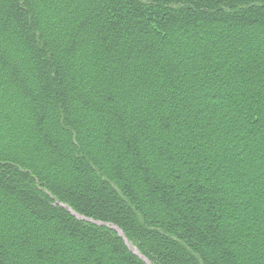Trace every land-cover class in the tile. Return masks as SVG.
I'll list each match as a JSON object with an SVG mask.
<instances>
[{
	"label": "trees",
	"instance_id": "1",
	"mask_svg": "<svg viewBox=\"0 0 264 264\" xmlns=\"http://www.w3.org/2000/svg\"><path fill=\"white\" fill-rule=\"evenodd\" d=\"M146 261L264 264V0H0V264Z\"/></svg>",
	"mask_w": 264,
	"mask_h": 264
},
{
	"label": "water",
	"instance_id": "2",
	"mask_svg": "<svg viewBox=\"0 0 264 264\" xmlns=\"http://www.w3.org/2000/svg\"><path fill=\"white\" fill-rule=\"evenodd\" d=\"M72 212V211H71ZM72 214H74L75 215V213H73L72 212ZM96 224H102V223H97V222H95ZM112 228H114L117 232H118V234L120 235V236H122V233H121V231L118 229V228H116V227H112Z\"/></svg>",
	"mask_w": 264,
	"mask_h": 264
},
{
	"label": "rangeland",
	"instance_id": "3",
	"mask_svg": "<svg viewBox=\"0 0 264 264\" xmlns=\"http://www.w3.org/2000/svg\"><path fill=\"white\" fill-rule=\"evenodd\" d=\"M133 251H134V253H135V254H137V255H138V253H137V251H136V250H133ZM138 256H139V257H141V255H138ZM146 263H147V264H149V263H148V261H146Z\"/></svg>",
	"mask_w": 264,
	"mask_h": 264
}]
</instances>
